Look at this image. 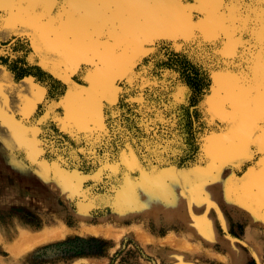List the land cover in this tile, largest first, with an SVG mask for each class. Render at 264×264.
Here are the masks:
<instances>
[{
    "label": "rangeland",
    "instance_id": "obj_1",
    "mask_svg": "<svg viewBox=\"0 0 264 264\" xmlns=\"http://www.w3.org/2000/svg\"><path fill=\"white\" fill-rule=\"evenodd\" d=\"M42 37L28 25L0 35L1 49L21 40L22 59L65 87L50 95L36 77L0 65V264H264V159L241 156L217 107L235 85L181 31L155 30L137 42L134 68L151 79L155 106L134 115L135 131L124 120L122 139L94 142L67 124L88 102L93 61L47 38L44 50ZM193 83L203 93L191 115L198 152L178 168Z\"/></svg>",
    "mask_w": 264,
    "mask_h": 264
},
{
    "label": "snow or ice",
    "instance_id": "obj_2",
    "mask_svg": "<svg viewBox=\"0 0 264 264\" xmlns=\"http://www.w3.org/2000/svg\"><path fill=\"white\" fill-rule=\"evenodd\" d=\"M6 25H28L92 59L88 102L78 114L69 112L67 124L94 142L122 139L124 120L155 106L151 79L134 71L142 55L135 46L160 28L178 29L194 55L198 49L217 67L218 79L235 85L217 104L229 138L242 157L258 153L264 159V0H0V35ZM49 60L66 66L61 56ZM106 110L111 124L104 123ZM123 110L130 115L118 119ZM139 123L133 121L131 130Z\"/></svg>",
    "mask_w": 264,
    "mask_h": 264
},
{
    "label": "trees",
    "instance_id": "obj_3",
    "mask_svg": "<svg viewBox=\"0 0 264 264\" xmlns=\"http://www.w3.org/2000/svg\"><path fill=\"white\" fill-rule=\"evenodd\" d=\"M22 44L21 40H17L15 43L9 45L8 49L0 48V65L6 66L9 70L13 71L18 78H24L27 76L36 77L39 82L45 84L48 88V94L53 95V90L56 86L61 87L60 96L63 94L65 87L61 85L59 81L45 73L40 67H31L25 62V56H21V53H17L14 48L18 47ZM24 58V59H22ZM201 85L198 83H193L190 86V97L188 98V106L185 110L186 117L181 118L179 121V131H182L185 135L184 145L185 148L182 149V152L175 159V164L178 168L186 166L197 154V128L195 127V122L191 120V115L198 112V105L203 97V93H201ZM130 114L126 111L123 114V117H128ZM134 115L131 116L130 119H126L127 123H133ZM136 117V116H135ZM136 130V129H135Z\"/></svg>",
    "mask_w": 264,
    "mask_h": 264
},
{
    "label": "bare ground",
    "instance_id": "obj_4",
    "mask_svg": "<svg viewBox=\"0 0 264 264\" xmlns=\"http://www.w3.org/2000/svg\"><path fill=\"white\" fill-rule=\"evenodd\" d=\"M43 40H45V37H42L41 38V41H42V44H43V48H44V50H46L47 49V46L43 43ZM52 42V41H51ZM54 43V45L55 46H57V45H59L58 43H55V42H53ZM4 75L2 74V73H0V77L2 78ZM5 78V77H4ZM19 88H21V89H25V90H28V91H30V90H34V87L30 84V83H28V82H22V83H20L19 85H17ZM2 91L0 90V94H3V93H1ZM1 98V97H0ZM6 124V123H5ZM7 124H8V121H7ZM220 146V145H219ZM22 242V240L20 241V239L18 240V241H16L13 245H20V243Z\"/></svg>",
    "mask_w": 264,
    "mask_h": 264
},
{
    "label": "crops",
    "instance_id": "obj_5",
    "mask_svg": "<svg viewBox=\"0 0 264 264\" xmlns=\"http://www.w3.org/2000/svg\"><path fill=\"white\" fill-rule=\"evenodd\" d=\"M1 87V86H0ZM18 139H21V136H19V138ZM23 179L24 180H26V182L28 183V185L29 184H31L32 182H34V185H36L37 186V189L40 191L39 192V194H43L44 192V190H43V187L39 184V182L37 181V179L36 178H32L31 176H28V177H26V176H23ZM30 187V186H29ZM31 192H32V190H31ZM34 192H35V190H34ZM33 193V192H32ZM46 195H48V193H46Z\"/></svg>",
    "mask_w": 264,
    "mask_h": 264
}]
</instances>
